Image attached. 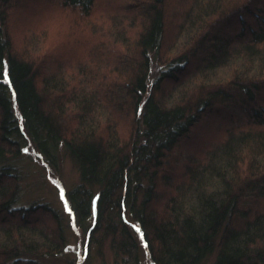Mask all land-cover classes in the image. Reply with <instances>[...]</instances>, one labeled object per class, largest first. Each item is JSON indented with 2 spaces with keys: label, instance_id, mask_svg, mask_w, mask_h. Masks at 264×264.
Wrapping results in <instances>:
<instances>
[{
  "label": "trees",
  "instance_id": "1",
  "mask_svg": "<svg viewBox=\"0 0 264 264\" xmlns=\"http://www.w3.org/2000/svg\"><path fill=\"white\" fill-rule=\"evenodd\" d=\"M61 1L85 15L95 3ZM137 1L135 40L104 56L120 66L107 83H121L99 86L98 66L76 92L62 68L15 50L27 1L0 0V264H45L66 248L62 210L24 202L35 155L55 168L69 157L80 175L69 209L121 264H141L139 241L152 264H264V0H190L170 36L166 0ZM117 110L129 114L122 130ZM204 118L228 127L190 156Z\"/></svg>",
  "mask_w": 264,
  "mask_h": 264
},
{
  "label": "rangeland",
  "instance_id": "2",
  "mask_svg": "<svg viewBox=\"0 0 264 264\" xmlns=\"http://www.w3.org/2000/svg\"><path fill=\"white\" fill-rule=\"evenodd\" d=\"M26 1L19 6L20 9L14 11L12 23L10 22L15 50L32 55L33 59L41 58L45 63L46 72L62 68L60 71L65 82L76 92L80 91L81 78L83 79L90 70L97 71L98 66L101 71L97 78V82L101 81L97 83L99 86L105 88L111 84L113 89L115 84L121 83L119 76L112 83H107L120 70L119 64L113 62L112 58L118 54L116 51L126 50V40H135L136 32L143 21L139 1L95 0L89 15L65 7L61 0ZM189 4L190 0H166L168 36L175 31L182 19L183 10ZM249 19L253 21L252 17ZM117 28L119 32H116ZM171 41L172 39L169 43ZM106 51L114 52L109 62L104 58ZM174 51L176 49L172 45L164 48V53L168 55H173ZM104 70L108 72V77L103 73ZM91 76H88L89 79ZM127 116L129 117V114ZM127 116L119 110L115 112L120 130L128 124ZM222 127L227 128L228 125L221 120L210 121L204 118L188 141L189 146L185 153H190V156L202 154L210 142L215 143L222 137ZM28 164L31 169L23 193L24 202L30 204L34 199L48 202L56 209L62 210L67 223H64L66 248L63 253L48 259L45 264H121L122 260L111 248L110 239L99 242L96 238L91 239L92 220L83 222L84 225L77 223L69 209L66 193L80 180L79 171L69 157L61 155L56 168L36 155ZM178 168L180 163L177 158L174 170ZM254 207L255 210H263L264 200L255 201ZM139 244L142 253L141 264H152L149 252L142 247L140 241ZM212 263L213 260L210 259L204 264Z\"/></svg>",
  "mask_w": 264,
  "mask_h": 264
},
{
  "label": "snow or ice",
  "instance_id": "3",
  "mask_svg": "<svg viewBox=\"0 0 264 264\" xmlns=\"http://www.w3.org/2000/svg\"><path fill=\"white\" fill-rule=\"evenodd\" d=\"M137 231L139 232L140 230L137 229ZM141 239H142V240L144 239L143 233H141Z\"/></svg>",
  "mask_w": 264,
  "mask_h": 264
}]
</instances>
